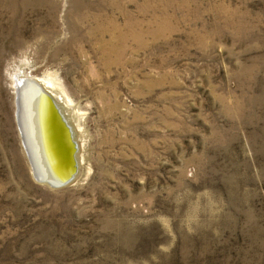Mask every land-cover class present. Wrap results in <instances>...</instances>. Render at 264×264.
<instances>
[{"label": "rangeland", "instance_id": "obj_1", "mask_svg": "<svg viewBox=\"0 0 264 264\" xmlns=\"http://www.w3.org/2000/svg\"><path fill=\"white\" fill-rule=\"evenodd\" d=\"M15 74L63 91L67 185ZM0 264H264V0H0Z\"/></svg>", "mask_w": 264, "mask_h": 264}, {"label": "bare ground", "instance_id": "obj_2", "mask_svg": "<svg viewBox=\"0 0 264 264\" xmlns=\"http://www.w3.org/2000/svg\"><path fill=\"white\" fill-rule=\"evenodd\" d=\"M33 79L38 81V83L42 85V87H39L37 83H34L35 80L34 82L29 81ZM12 83H14V86L16 87V95L18 96L20 93V120L22 124V131L24 134L25 142L27 143V147L30 152L29 157H31L32 159V165H30L32 174L35 170L38 176V178L36 179L38 182L46 183V179L51 180L52 182V179L54 180V174L57 173V169L54 167L55 164L53 162L47 144L44 113L45 103L42 98L41 92L43 90V92L49 93L52 96L56 107L59 109V112L62 115L63 113L61 110L62 108L68 106V103L65 99H63V91H61L60 86H57L55 84L56 82L54 83L48 78H32L24 76L22 74H15L12 78ZM77 152L75 155V160L77 162L78 170Z\"/></svg>", "mask_w": 264, "mask_h": 264}, {"label": "water", "instance_id": "obj_3", "mask_svg": "<svg viewBox=\"0 0 264 264\" xmlns=\"http://www.w3.org/2000/svg\"><path fill=\"white\" fill-rule=\"evenodd\" d=\"M35 79L29 80L34 82ZM34 83H37L39 87H42L35 80ZM42 98L45 103V132L47 137V144L52 156L54 167L57 169V173L54 174V180L46 179V183L50 187H60L63 185L69 184L74 175L77 172V162L75 160V155L77 152V144L73 140V135L69 125L67 124L63 115L59 112V109L56 107L52 96L49 93L41 92ZM15 118L19 129V134L23 148L25 150L26 156L29 159L31 164L30 152L25 142L24 134L22 131L21 124V111H20V93L17 96L15 92ZM33 176L37 178V174L34 170ZM41 180V179H40ZM43 181V180H42Z\"/></svg>", "mask_w": 264, "mask_h": 264}]
</instances>
